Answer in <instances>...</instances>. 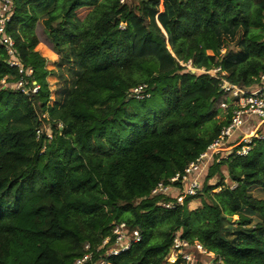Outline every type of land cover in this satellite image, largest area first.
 <instances>
[{"label":"trees","instance_id":"trees-1","mask_svg":"<svg viewBox=\"0 0 264 264\" xmlns=\"http://www.w3.org/2000/svg\"><path fill=\"white\" fill-rule=\"evenodd\" d=\"M55 2L13 0L6 30L31 69L26 93L0 43V264H75L85 251L92 258L83 264H165L179 230L213 252L211 264H264V198L250 192L264 188V132L246 153L211 163L181 205L150 193L204 151L232 113L227 104L216 118L220 79L184 64L219 67L234 85L259 83L264 0H63L52 16ZM82 4V19L71 20ZM38 20L59 64L68 63L67 85L53 93L36 50ZM231 43L237 50L221 54ZM141 83L148 96H131ZM121 221L141 238L108 255Z\"/></svg>","mask_w":264,"mask_h":264},{"label":"built area","instance_id":"built-area-1","mask_svg":"<svg viewBox=\"0 0 264 264\" xmlns=\"http://www.w3.org/2000/svg\"><path fill=\"white\" fill-rule=\"evenodd\" d=\"M123 1V0H120ZM13 10V0H0V43L4 46L8 55V63L18 67V72L23 74L15 82V88L21 89L24 93L28 91L25 87L27 81L24 75H30L31 69L23 68L19 62L14 47V42L11 36L7 33L6 23L9 20ZM186 67H191V62L187 61L184 64ZM215 74H221L219 67L211 69ZM211 75V74H210ZM222 82L225 91H233L232 95L235 102H232V113L229 122L224 125L217 137H215L210 144L207 145L194 160L190 161L185 168L176 172L169 178L168 184L162 181L157 182L151 189V194L164 193L171 197L172 200H167L164 205L168 208L174 205H181L185 198L194 195L201 187V178L207 167L214 161H219L222 157H227L230 153L235 151L238 154H244L249 149V142L252 136H261V134L253 135L256 127L264 125V73L260 74L259 83L244 87L229 83L224 77H218ZM4 82V79L1 80ZM35 83V82H33ZM34 86L32 90H36ZM146 84L141 83L130 90L131 96L135 98H142L148 96L145 93ZM221 107L225 106L224 102L220 103ZM226 107V106H225ZM231 144H235L232 146ZM113 244L108 246L106 254H118L120 251L127 249L132 242L140 240L141 234L138 228L131 231L124 222H117L112 226ZM108 244V238L102 241V245ZM84 248H89L85 244ZM211 252V251H210ZM208 250L198 241H190L181 236V231L175 232L172 237V244L164 259L171 264H211V260L201 258L207 256ZM91 253L85 251L84 254L75 260V264H83L91 260ZM92 264H110L103 258H99L92 262ZM165 264H167L165 262Z\"/></svg>","mask_w":264,"mask_h":264},{"label":"rangeland","instance_id":"rangeland-1","mask_svg":"<svg viewBox=\"0 0 264 264\" xmlns=\"http://www.w3.org/2000/svg\"><path fill=\"white\" fill-rule=\"evenodd\" d=\"M89 5L87 4H82V6L75 11V13L72 15V17L70 18L73 21H80L82 19V16L86 13V11L88 10ZM63 11V0H56L55 5L53 6V9L50 11V15L52 16H57L60 13H62ZM63 20V18L61 19ZM60 21V20H59ZM35 31H36V35L38 37V44L36 45V50H38L40 52V54L46 59V68L48 70H50V74L47 76V81L50 84V90L51 93H53L55 90L59 91L60 89H62L64 87V82L69 80V68H68V63H62L59 64L60 58H58V54L56 53L55 49L53 48V44L51 39L48 37L46 29L42 23V20H38L35 26ZM228 50H232V51H236L237 48L231 43L229 44V46L222 48L220 50V53H224L227 52ZM208 53H211V51H207ZM188 69H192L196 72H204V73H209L212 76H218L221 77V74L217 75L215 74V72H212L211 69L205 70L204 68H195L193 66L191 67H187ZM224 72V71H223ZM60 73V75H59ZM225 74V72H224ZM223 77V76H222ZM221 77V78H222ZM4 83V82H2ZM67 85V82L66 84ZM233 91H226L225 95L223 96L225 101V106H227V104H231L232 102H235V98L233 97ZM224 107L219 106L218 109V113L216 115V118L222 119L223 115L225 114V111H222ZM221 108V109H220ZM48 125L45 126L44 130H46L47 133H50V130L47 128ZM264 132V125H260L258 127H256V130L254 131L253 135L255 134H261ZM232 146H234L233 144H231ZM221 168L225 169V166H222ZM222 169V170H223ZM213 179V178H212ZM210 180V183H213V180ZM227 182L228 184H230V181L227 177ZM219 188L215 189L216 191ZM250 192L252 193V195H254L257 198H264V188L261 187H257V186H253L250 188ZM192 205H199V201L195 200L193 201ZM234 218H236V216H234ZM232 230H229L226 232V235L228 237L232 236ZM209 254H207V256H201V258L206 259V260H213V252L208 251ZM167 264H171L168 262V260L165 261Z\"/></svg>","mask_w":264,"mask_h":264},{"label":"water","instance_id":"water-1","mask_svg":"<svg viewBox=\"0 0 264 264\" xmlns=\"http://www.w3.org/2000/svg\"><path fill=\"white\" fill-rule=\"evenodd\" d=\"M61 20V17L58 18V21ZM226 84H224L223 86L220 87V91L223 90V88L225 87Z\"/></svg>","mask_w":264,"mask_h":264},{"label":"crops","instance_id":"crops-1","mask_svg":"<svg viewBox=\"0 0 264 264\" xmlns=\"http://www.w3.org/2000/svg\"><path fill=\"white\" fill-rule=\"evenodd\" d=\"M193 203V202H192Z\"/></svg>","mask_w":264,"mask_h":264}]
</instances>
